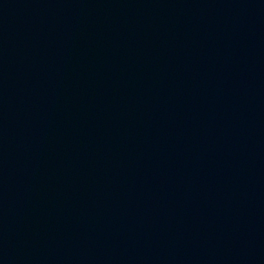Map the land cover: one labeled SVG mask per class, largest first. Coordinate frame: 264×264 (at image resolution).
I'll return each mask as SVG.
<instances>
[{"label": "water", "instance_id": "water-1", "mask_svg": "<svg viewBox=\"0 0 264 264\" xmlns=\"http://www.w3.org/2000/svg\"><path fill=\"white\" fill-rule=\"evenodd\" d=\"M0 264H264V0H0Z\"/></svg>", "mask_w": 264, "mask_h": 264}]
</instances>
